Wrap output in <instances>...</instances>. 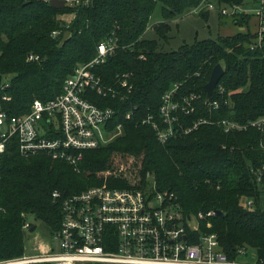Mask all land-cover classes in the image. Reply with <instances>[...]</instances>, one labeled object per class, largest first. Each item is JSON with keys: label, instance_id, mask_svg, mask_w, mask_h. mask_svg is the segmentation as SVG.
Returning a JSON list of instances; mask_svg holds the SVG:
<instances>
[{"label": "trees", "instance_id": "obj_1", "mask_svg": "<svg viewBox=\"0 0 264 264\" xmlns=\"http://www.w3.org/2000/svg\"><path fill=\"white\" fill-rule=\"evenodd\" d=\"M201 1L80 0L59 8L48 0H0V74L8 83L0 86V106L10 115L28 112L37 98L60 94L75 67L91 60L113 32L122 46L97 72L110 84H116L117 73H129L133 86L124 91V100L95 97L101 105L118 108L115 124L123 123V134L87 150L77 167L46 155L24 157L16 140L10 143L1 160L0 260L23 254L29 215L55 232L61 227L65 196L104 183L148 188L150 174L185 213L223 212L204 218L202 228L212 222L208 230L218 233L231 258L250 247L264 262V174L258 179L264 165V126L226 133L209 123L162 143L156 129L142 122L149 115L160 121L162 96L175 83L181 84V95H201L195 112L182 116L183 123L201 116L244 122L264 116V54L251 49L250 31L164 48L172 21ZM158 7L162 20L151 23ZM200 14L208 19L211 12ZM67 16L73 18L68 21ZM248 18L240 15L236 23L248 24ZM151 29L154 37H146ZM30 53L39 59L29 60ZM218 63L225 68L219 84L230 102L211 114L204 106L205 84ZM127 112H133L130 119ZM54 191L61 193L57 200ZM243 198L252 199V207L244 206Z\"/></svg>", "mask_w": 264, "mask_h": 264}, {"label": "built area", "instance_id": "obj_2", "mask_svg": "<svg viewBox=\"0 0 264 264\" xmlns=\"http://www.w3.org/2000/svg\"><path fill=\"white\" fill-rule=\"evenodd\" d=\"M51 1V0H48ZM65 5H76L80 0H64ZM214 12L230 15L254 16L257 20L250 47L264 54V0L222 2L202 0L188 12ZM56 35V32L53 34ZM122 45L116 33L102 40L96 55L80 63L65 79L62 92L48 100L35 99L28 112L10 115L0 106V175L1 160L10 143H18L22 156L46 155L78 166L85 152L105 146L123 134V123L115 124L119 116L114 105H101L95 97L115 101L126 98L130 92L129 73H117L116 84L107 83L97 72L98 66L112 58ZM125 47V46H124ZM29 60L39 59L30 53ZM8 83L2 79L1 86ZM181 84H173L162 96L159 119L153 115L143 118L157 131L162 143L171 137L188 133L203 124H217L224 132L246 130L250 126L263 129L264 116L254 120L239 121L228 117L201 116L192 124L183 123L182 116L195 112L200 94L181 95ZM214 94L216 95L213 98ZM225 88L218 84L204 106L213 114L222 103ZM133 112H127L130 119ZM263 168L258 172L261 180ZM148 188L113 187L104 183L65 196L61 201V227L51 232L52 241H43L34 251L0 260V264H264L258 260H245L246 248L238 250L231 258L222 248L217 232L209 231L212 222L203 219L217 214H187L181 205L157 190L154 177L148 174ZM54 200L61 197L53 192ZM243 205L252 207L253 200L243 198ZM194 221L196 223H194ZM34 224L27 219L25 232ZM37 229V228H36Z\"/></svg>", "mask_w": 264, "mask_h": 264}, {"label": "rangeland", "instance_id": "obj_3", "mask_svg": "<svg viewBox=\"0 0 264 264\" xmlns=\"http://www.w3.org/2000/svg\"><path fill=\"white\" fill-rule=\"evenodd\" d=\"M73 16H67V20H71ZM162 20L160 7H158L152 16L151 23H156ZM256 18L251 16L248 24H238L233 16H219L217 11L211 13L208 19H205L197 12H187L181 17L172 21L173 30L169 42L164 44L165 49H176L184 43H191L196 38H217L219 35L232 36L241 31L250 29L256 31ZM154 30L147 32L146 37H154ZM28 219L37 224V229L33 232L25 233V247L27 252L34 251L35 246L43 245V241H52V234L48 226L40 220H35L33 215H29ZM194 223H196L194 221ZM245 260H257L256 251L254 248H247Z\"/></svg>", "mask_w": 264, "mask_h": 264}, {"label": "water", "instance_id": "obj_4", "mask_svg": "<svg viewBox=\"0 0 264 264\" xmlns=\"http://www.w3.org/2000/svg\"><path fill=\"white\" fill-rule=\"evenodd\" d=\"M51 5L56 6V7H63L65 5V1L64 0H51L50 1ZM225 73V68L223 67V65L221 63H218L212 70L210 78L208 80V82L205 84V88L207 91V97L210 98L215 90V88L217 87V85L219 84L221 78L223 77ZM2 79L3 76L0 74V86L2 84ZM157 190L159 191V189L157 188ZM217 214L223 215V212L220 210L216 211ZM37 228V224H34L30 231L33 232L35 231Z\"/></svg>", "mask_w": 264, "mask_h": 264}]
</instances>
